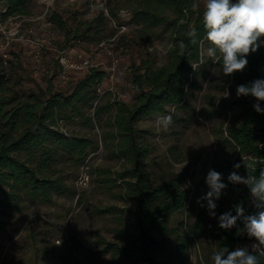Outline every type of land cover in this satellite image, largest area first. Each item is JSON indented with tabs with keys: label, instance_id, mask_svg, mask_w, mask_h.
<instances>
[{
	"label": "trees",
	"instance_id": "16d2710c",
	"mask_svg": "<svg viewBox=\"0 0 264 264\" xmlns=\"http://www.w3.org/2000/svg\"><path fill=\"white\" fill-rule=\"evenodd\" d=\"M0 2L4 9L0 20L31 14L32 0ZM121 6L136 26L133 34L138 43L165 42L162 61L145 50L146 57L129 66L127 78L134 91L130 102L111 97L107 90L98 92L105 73L92 67L69 92L53 90L48 81L44 88L25 87L28 75L18 56L3 58L0 52V216L20 212L27 201L52 204L59 196L74 197V180L87 165L96 186L123 205L95 208L96 213L114 218L120 236L118 241L100 238L103 245L95 253H110L108 264H184L202 237L210 239L212 255L221 247L234 250L239 239L255 243L237 235L235 227L221 229L218 217L229 211L235 215L237 204H242L245 215L260 211L252 206L248 188L229 183L227 177L233 171L258 176L264 168V113L255 111L254 97L236 95L238 85L264 80V45L247 56L243 72L225 76L221 64L206 55L209 45L202 49L199 44L205 34L204 0H122ZM109 14L118 18L112 9ZM105 18L99 11L69 27L53 11L49 20L57 23L61 42L66 43L96 36ZM192 30L197 32L196 44L188 35ZM260 107L264 109V101ZM153 115H171L172 121L182 125L194 115L222 119L212 127L217 148L209 170L221 173L227 188L215 201L216 219L210 228H206L207 201H201L204 207L197 203L209 191L207 175L197 177L194 188H185L194 171L170 172L157 180L148 171L154 148L147 139L151 132L137 123ZM71 122H79L88 131L65 129ZM95 125L100 133L92 132ZM100 147L104 160L117 167L88 164L89 153ZM237 163L241 167L234 169ZM247 165H252L248 171ZM199 186L206 191L201 193ZM237 226L243 227L240 221Z\"/></svg>",
	"mask_w": 264,
	"mask_h": 264
},
{
	"label": "rangeland",
	"instance_id": "374dc122",
	"mask_svg": "<svg viewBox=\"0 0 264 264\" xmlns=\"http://www.w3.org/2000/svg\"><path fill=\"white\" fill-rule=\"evenodd\" d=\"M121 1L32 0L29 17L15 15L0 20L2 57L18 56L28 75L25 87L44 88L48 81L53 90L63 92H69L89 68H97L105 73L98 92L107 90L111 97L130 102L134 91L127 78L129 66L139 64L141 58L146 57L145 50L153 52L157 62L162 61L165 42L154 40L150 46L138 43L133 34L136 26L130 22ZM109 9L117 14V20L110 16ZM3 10L0 2V11ZM53 11L59 13L69 27L76 21L93 18L99 11L106 21L96 36L64 43L61 42L62 30L49 20ZM61 55L63 60L59 58ZM158 116H145L137 123L151 132L147 139L154 148L149 156L152 159L148 171L156 180L170 172L187 169L193 174L194 171L193 180L188 181L194 188L198 182L196 178L209 172L217 148L212 127L219 125L222 119L205 120L194 115L187 125L174 120L163 129L155 123ZM65 129L88 131L79 122H71ZM92 132L100 133L101 128L95 125ZM103 155L101 147L98 152L89 153L88 164L117 167L104 160ZM87 168L80 172L88 173ZM76 179L77 195L74 197L59 196L52 204L27 201L20 212L0 216V264H108L110 253H95L103 245L100 238L118 241L120 236L115 231L114 218L96 213L95 208L123 205L96 186L90 174L85 185L76 184ZM200 187L201 193L206 191ZM78 197L82 199L78 201ZM215 219L208 216L206 228H210ZM252 244L239 239L235 248ZM209 246L210 239L202 237L195 241L184 264H214Z\"/></svg>",
	"mask_w": 264,
	"mask_h": 264
},
{
	"label": "clouds",
	"instance_id": "9594fccd",
	"mask_svg": "<svg viewBox=\"0 0 264 264\" xmlns=\"http://www.w3.org/2000/svg\"><path fill=\"white\" fill-rule=\"evenodd\" d=\"M202 23L205 34L199 40L203 49L205 43L209 46L204 50L214 63L222 66L225 76L243 72L248 65L247 56L255 53L264 45V0H204ZM192 43L196 44L197 32L192 30L188 33ZM184 47L183 44L180 45ZM237 98L251 96L257 101L253 105L258 113H264L260 102L264 101V80L256 79L249 84H241L236 88ZM229 96L226 92L225 98ZM171 115L158 116L155 123L158 127L167 129L172 124ZM239 163L234 169H239ZM252 168L247 165L246 169ZM256 170L253 169V172ZM222 174L209 170L206 177V184L209 191L205 196L200 197L197 203L201 207V201H207L208 214L216 218L215 201L219 200L227 184L222 182ZM227 180L232 184L245 185L250 193V202L253 207L259 209L256 214L245 215L242 204L234 206L235 215L231 211L225 212L218 217V226L224 230L237 229V235H246L255 241L250 247L240 246L234 250L221 247L215 251L211 259L214 264H261L264 258V168H260L259 175L248 171L247 176H241L237 171L231 172ZM188 182L184 187H189ZM240 221L243 227H238ZM259 254H256V253Z\"/></svg>",
	"mask_w": 264,
	"mask_h": 264
},
{
	"label": "built area",
	"instance_id": "2783aa9c",
	"mask_svg": "<svg viewBox=\"0 0 264 264\" xmlns=\"http://www.w3.org/2000/svg\"><path fill=\"white\" fill-rule=\"evenodd\" d=\"M59 58H60V59L62 58V60L64 59V57H63L62 55H61ZM82 168H87V165L81 167V169H82ZM76 180H77V181H76V184H79V185H85V184H87L86 182H87V180H88V173L85 172L84 170H82V171L79 173V175H78V177H77Z\"/></svg>",
	"mask_w": 264,
	"mask_h": 264
}]
</instances>
